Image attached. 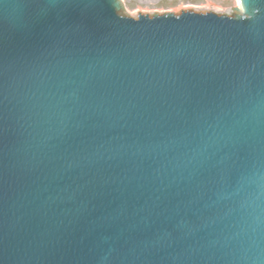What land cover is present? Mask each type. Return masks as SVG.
Instances as JSON below:
<instances>
[{
  "label": "water",
  "instance_id": "95a60500",
  "mask_svg": "<svg viewBox=\"0 0 264 264\" xmlns=\"http://www.w3.org/2000/svg\"><path fill=\"white\" fill-rule=\"evenodd\" d=\"M120 8L0 0V264H264V0Z\"/></svg>",
  "mask_w": 264,
  "mask_h": 264
},
{
  "label": "rangeland",
  "instance_id": "374dc122",
  "mask_svg": "<svg viewBox=\"0 0 264 264\" xmlns=\"http://www.w3.org/2000/svg\"><path fill=\"white\" fill-rule=\"evenodd\" d=\"M200 7L229 10L235 7V0H121L120 9L129 16H138Z\"/></svg>",
  "mask_w": 264,
  "mask_h": 264
},
{
  "label": "bare ground",
  "instance_id": "6f19581e",
  "mask_svg": "<svg viewBox=\"0 0 264 264\" xmlns=\"http://www.w3.org/2000/svg\"><path fill=\"white\" fill-rule=\"evenodd\" d=\"M239 6V0H235V7Z\"/></svg>",
  "mask_w": 264,
  "mask_h": 264
}]
</instances>
